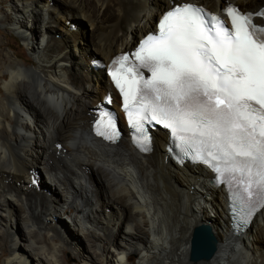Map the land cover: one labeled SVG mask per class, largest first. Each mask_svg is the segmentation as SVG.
<instances>
[{"label":"bare ground","instance_id":"6f19581e","mask_svg":"<svg viewBox=\"0 0 264 264\" xmlns=\"http://www.w3.org/2000/svg\"><path fill=\"white\" fill-rule=\"evenodd\" d=\"M230 1L245 9L264 2ZM9 2L1 22L34 61L22 62L11 46L0 57V264H64L63 236L73 250L79 239L66 218L90 242L92 251L80 252L86 264H131L133 254L137 264H264V208L240 226L232 188L201 164L176 161L164 129H151L147 152L134 146L119 96L89 65L95 52L108 60L133 46L168 0ZM108 109L121 127L115 142L93 131L97 113ZM202 223L212 227L217 250L192 262L191 234Z\"/></svg>","mask_w":264,"mask_h":264},{"label":"snow or ice","instance_id":"6c2138e0","mask_svg":"<svg viewBox=\"0 0 264 264\" xmlns=\"http://www.w3.org/2000/svg\"><path fill=\"white\" fill-rule=\"evenodd\" d=\"M225 12L228 25L201 6L174 7L131 61L128 55L117 61L112 76L130 119L135 107L132 123L143 150L151 140L145 121L170 129L228 183L236 218L246 222L264 208V24L254 22L264 12ZM96 133L118 138L108 115Z\"/></svg>","mask_w":264,"mask_h":264},{"label":"rangeland","instance_id":"374dc122","mask_svg":"<svg viewBox=\"0 0 264 264\" xmlns=\"http://www.w3.org/2000/svg\"><path fill=\"white\" fill-rule=\"evenodd\" d=\"M230 1V0H229ZM239 6H241L242 8H245L243 5L236 3ZM262 5H264V2L261 3ZM11 7V4L9 2V0H0V11L2 12H7V9H9ZM249 8V7H247ZM250 10H255V8H250ZM8 14V12L6 13ZM10 16V14L8 15ZM74 24V23H72ZM85 30H86V37L90 38V33H91V28L89 27V25L86 24L85 26ZM80 31V30H79ZM84 40H81V42H83ZM80 42V41H79ZM16 44H19L20 47L16 46ZM11 46V50L12 51H17L19 52V55L21 56V61L28 64V65H32L34 59L32 56V53L30 50L27 49L24 41L21 39V36L15 31L13 30L10 26L7 25H3L0 19V57L2 58V51L3 50H7L8 47ZM72 52L73 49L71 48ZM96 53V54H95ZM91 55V59L95 58V57H100L99 53L95 52ZM101 58V57H100ZM8 60V62H13V59L10 58V56H7L6 58ZM94 72H98V70H94ZM4 81L5 79H1L0 78V97L5 95V89H4ZM33 128V126H32ZM45 179L46 176L44 175ZM63 217H58L57 218V222L60 220L61 221V227L64 226L63 228H67L69 232H71V234H73L74 236H76L77 238H79L77 240V242H75V247L77 248V250H73L70 248V245L65 241V237L63 236V239L61 242H63L64 246L62 247L63 252H62V259H63V263L64 264H86L84 262V260L82 259L81 251H86V252H90L92 251L90 242L86 239L85 235L79 234L78 235V231L75 230L74 226L71 225L68 220L69 218H66V221L68 223V226L66 227L65 222H63L62 219ZM65 224V225H64ZM59 225V224H58ZM59 225V226H60ZM75 233V234H74ZM72 236V235H71ZM71 238V237H70ZM74 238V237H73ZM20 243V242H19ZM21 243L24 244V242L21 241ZM20 246V245H19ZM23 247V246H22ZM90 248V249H89ZM81 256V257H80ZM2 259H5V256L2 257ZM34 261V260H33ZM36 263V261H34ZM129 262L131 264H137L138 263V259L136 257V255H131L130 256V260Z\"/></svg>","mask_w":264,"mask_h":264},{"label":"water","instance_id":"95a60500","mask_svg":"<svg viewBox=\"0 0 264 264\" xmlns=\"http://www.w3.org/2000/svg\"><path fill=\"white\" fill-rule=\"evenodd\" d=\"M217 246L218 240L212 227L205 223L199 224L191 234L188 258L192 262L210 260L215 255Z\"/></svg>","mask_w":264,"mask_h":264},{"label":"trees","instance_id":"16d2710c","mask_svg":"<svg viewBox=\"0 0 264 264\" xmlns=\"http://www.w3.org/2000/svg\"><path fill=\"white\" fill-rule=\"evenodd\" d=\"M93 59H96V60H98V59H100V58H98V57H95V58H93Z\"/></svg>","mask_w":264,"mask_h":264}]
</instances>
